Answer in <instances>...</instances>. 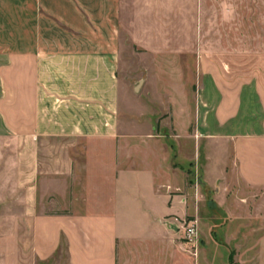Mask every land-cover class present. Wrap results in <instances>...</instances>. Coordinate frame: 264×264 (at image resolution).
Returning a JSON list of instances; mask_svg holds the SVG:
<instances>
[{"label": "crops", "instance_id": "crops-1", "mask_svg": "<svg viewBox=\"0 0 264 264\" xmlns=\"http://www.w3.org/2000/svg\"><path fill=\"white\" fill-rule=\"evenodd\" d=\"M233 251L264 264V0H0V264Z\"/></svg>", "mask_w": 264, "mask_h": 264}, {"label": "built area", "instance_id": "built-area-1", "mask_svg": "<svg viewBox=\"0 0 264 264\" xmlns=\"http://www.w3.org/2000/svg\"><path fill=\"white\" fill-rule=\"evenodd\" d=\"M173 226L181 232L182 240L187 244L192 253L197 255L198 249L201 246L202 237L199 230V222L196 216L191 218H179L176 217L171 221Z\"/></svg>", "mask_w": 264, "mask_h": 264}, {"label": "rangeland", "instance_id": "rangeland-1", "mask_svg": "<svg viewBox=\"0 0 264 264\" xmlns=\"http://www.w3.org/2000/svg\"><path fill=\"white\" fill-rule=\"evenodd\" d=\"M139 76H125V82H129V89H130V98L129 100H135V103L138 105V104H142V99L140 97H138L140 94L143 95V98L145 100V102H147L146 100V95L144 93V91H139V90H136L135 89V85L139 82ZM162 104V102H161ZM161 110H165L167 107H165V105H161ZM150 111H153L154 109L153 108H150L149 109ZM196 199V198H195ZM205 208V207H204ZM199 222V230H200V234L202 235V231H212L211 227H209V229H207L206 225L199 219L198 220ZM202 237V236H201ZM234 261L237 263V261L235 260V256H234ZM258 262H261V261H258ZM42 264H67V261H66V255L64 252H62L59 256L55 257V258H52L50 259L49 261H45L44 263ZM259 264V263H257Z\"/></svg>", "mask_w": 264, "mask_h": 264}, {"label": "trees", "instance_id": "trees-1", "mask_svg": "<svg viewBox=\"0 0 264 264\" xmlns=\"http://www.w3.org/2000/svg\"><path fill=\"white\" fill-rule=\"evenodd\" d=\"M234 256H235V252L233 251L228 259V262L226 264H236V262L234 261Z\"/></svg>", "mask_w": 264, "mask_h": 264}]
</instances>
